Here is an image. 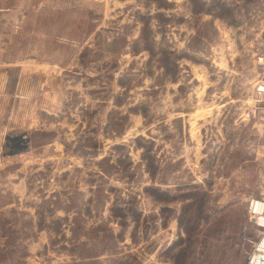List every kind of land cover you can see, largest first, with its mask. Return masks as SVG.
Here are the masks:
<instances>
[{
  "label": "rangeland",
  "instance_id": "obj_1",
  "mask_svg": "<svg viewBox=\"0 0 264 264\" xmlns=\"http://www.w3.org/2000/svg\"><path fill=\"white\" fill-rule=\"evenodd\" d=\"M0 3V264H250L264 0Z\"/></svg>",
  "mask_w": 264,
  "mask_h": 264
},
{
  "label": "crops",
  "instance_id": "obj_2",
  "mask_svg": "<svg viewBox=\"0 0 264 264\" xmlns=\"http://www.w3.org/2000/svg\"><path fill=\"white\" fill-rule=\"evenodd\" d=\"M23 12V6L20 4H15L8 6L7 4L0 3V45L2 42L7 44L6 37L7 34L3 31L7 30L8 24L11 22L16 23V28L18 27L17 24L22 23L23 17H20V13ZM22 25V24H21Z\"/></svg>",
  "mask_w": 264,
  "mask_h": 264
},
{
  "label": "built area",
  "instance_id": "obj_3",
  "mask_svg": "<svg viewBox=\"0 0 264 264\" xmlns=\"http://www.w3.org/2000/svg\"><path fill=\"white\" fill-rule=\"evenodd\" d=\"M251 102L250 117L264 124V76L259 80L256 93Z\"/></svg>",
  "mask_w": 264,
  "mask_h": 264
},
{
  "label": "bare ground",
  "instance_id": "obj_4",
  "mask_svg": "<svg viewBox=\"0 0 264 264\" xmlns=\"http://www.w3.org/2000/svg\"><path fill=\"white\" fill-rule=\"evenodd\" d=\"M254 214L256 218V223L259 226L264 227V201L259 200L254 208ZM264 252V237L260 241L256 253L252 256L250 264H253L254 256Z\"/></svg>",
  "mask_w": 264,
  "mask_h": 264
},
{
  "label": "water",
  "instance_id": "obj_5",
  "mask_svg": "<svg viewBox=\"0 0 264 264\" xmlns=\"http://www.w3.org/2000/svg\"><path fill=\"white\" fill-rule=\"evenodd\" d=\"M253 221L256 222V218H253ZM253 264H264V252L254 256Z\"/></svg>",
  "mask_w": 264,
  "mask_h": 264
}]
</instances>
